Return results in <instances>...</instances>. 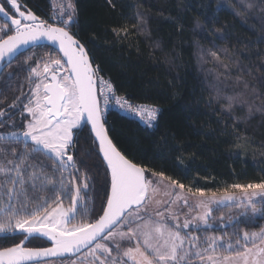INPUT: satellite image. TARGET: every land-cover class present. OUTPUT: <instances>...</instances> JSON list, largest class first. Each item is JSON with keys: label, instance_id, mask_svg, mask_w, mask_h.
<instances>
[{"label": "snow or ice", "instance_id": "snow-or-ice-1", "mask_svg": "<svg viewBox=\"0 0 264 264\" xmlns=\"http://www.w3.org/2000/svg\"><path fill=\"white\" fill-rule=\"evenodd\" d=\"M23 7L20 0L0 2V14L6 17L0 24V62L11 67V59L23 56L29 84L28 93L21 91L7 105L19 108L23 121H11L10 116L3 120L8 112L0 108V128L11 122L12 128L21 129L0 133V233L23 236L18 243L0 246V264H57V260L59 264H264V225L255 230L237 227L240 217L246 216L249 224L264 219V177L216 190L191 186L185 190L183 183L162 171L129 159L109 134L100 97L104 105L114 100L147 128L157 125L163 110L115 95L111 82L100 76L84 45L69 31L76 16L74 0L59 5V25ZM41 40L56 45L60 55L36 58L34 49ZM208 55L220 62L222 75L229 79L219 51ZM14 75L9 72L6 79ZM212 99L220 103L217 114L231 119L233 128L242 119L233 115L237 109H246L248 118L254 112L264 113V94L243 75L236 76L231 93L217 88ZM82 122L91 126L88 147L75 139ZM92 148L106 165L108 187L98 207L89 203L92 178L81 172L75 159L78 150L91 156ZM161 186L168 189L165 195L170 199L157 198ZM181 207L195 214H186L181 222L177 211ZM221 207L239 210L228 215L227 224L223 214L217 218L222 228L233 227L231 233L201 238L194 231L184 232L193 226L195 231L212 228L210 220ZM41 238L51 246H26Z\"/></svg>", "mask_w": 264, "mask_h": 264}, {"label": "trees", "instance_id": "trees-1", "mask_svg": "<svg viewBox=\"0 0 264 264\" xmlns=\"http://www.w3.org/2000/svg\"><path fill=\"white\" fill-rule=\"evenodd\" d=\"M20 3L54 24L50 0H20ZM74 3L75 22L69 31L86 46L94 67H99L100 74L112 82L120 95L140 104H156L163 110L153 128L115 112L107 115L109 134L129 159L162 171L183 183L185 190L189 186L216 190L264 177V113L254 112L248 118L246 109H237L233 115L242 119L233 128L231 119L217 114L220 103L212 99L217 88L231 93L237 75H243L264 94L261 86L264 0H74ZM247 4L253 7L248 8ZM0 22L5 23L2 19ZM210 51H219L222 62L228 65L229 79L222 75L225 69L220 62L208 55ZM34 52L36 58L47 52L59 55L45 45L35 47ZM23 59V56L15 58L0 77V100L4 101L0 108L8 112L2 118L5 121L10 116L11 121L17 122L20 109H8L7 105L21 91L29 92L28 65L23 64ZM9 72L15 75L6 79ZM21 99L27 102L24 97ZM13 129L9 122L0 128V133ZM89 136V127L82 125L75 139L88 147ZM91 150V156L78 150L75 159L81 172H88L92 178L89 203L95 202L98 207L108 187L104 183L106 165L95 155V148ZM45 163L51 165L52 161ZM238 212L235 208L230 211L221 207L215 215L218 218ZM240 220L237 227L241 229L255 230L264 225V219L251 224L246 216ZM204 231L206 235H222L231 233L233 227L219 225ZM20 239L23 236L1 238L0 246H11ZM27 246H48V243L39 239Z\"/></svg>", "mask_w": 264, "mask_h": 264}, {"label": "rangeland", "instance_id": "rangeland-1", "mask_svg": "<svg viewBox=\"0 0 264 264\" xmlns=\"http://www.w3.org/2000/svg\"><path fill=\"white\" fill-rule=\"evenodd\" d=\"M51 1V3H52V6H53V23L54 24H57V25H59L60 24V19H61V17L59 16V5H61V4H66L67 3V0H50ZM64 18H66V17H64ZM74 20H75V18H74ZM0 24H1V22H0ZM73 25V24H72ZM71 25V26H72ZM70 26V27H71ZM46 54H51V55H53V56H55V55H57V54H55V53H53V52H47ZM43 57H45V56H43ZM19 116L17 117V122H21V121H23V119H24V117H22L21 116V114H20V111H19V114H18ZM26 115V114H25ZM84 124V122H82V124H81V126ZM81 128V127H80ZM13 130H15V131H20L21 129L20 128H14ZM76 132L78 131V130H75ZM165 183H167V182H165ZM168 191V189L167 188H165V187H163V186H161V191H160V193H159V195H158V199H161V200H164V201H166V200H168V199H170V197H168V196H166L165 195V192H167ZM190 203H191V201H190ZM215 207V206H214ZM177 211H178V213H179V218H180V221L181 222H183V220L185 219V215L186 214H189V215H194L195 213L194 212H192V213H190V211H189V208H187V207H181V208H178L177 209ZM215 212L216 211H214V213H213V219L212 220H210V223L212 224V228H214V227H217V226H219V225H221V222L217 219V217H216V215H215ZM228 216V215H227ZM227 216H224L225 217V221H224V223L225 224H227L228 223V221H227ZM212 228H208V229H212ZM205 229H204V227L203 226H201V229L200 230H198V231H195V226H193L192 228H190V229H185L184 230V232L185 233H188V232H193L194 231V234L195 235H197V233L196 232H199L198 234V236H200L201 238H202V236H206V232L204 231ZM81 255H83V254H81ZM76 257H73V258H71V259H75ZM57 264H59V261L57 260Z\"/></svg>", "mask_w": 264, "mask_h": 264}, {"label": "built area", "instance_id": "built-area-1", "mask_svg": "<svg viewBox=\"0 0 264 264\" xmlns=\"http://www.w3.org/2000/svg\"><path fill=\"white\" fill-rule=\"evenodd\" d=\"M100 74V73H99ZM100 76H102L104 78V80H107L109 82H111L108 78H106L105 76H103L102 74H100ZM112 84V82H111ZM113 85V84H112ZM103 85H100L99 82H98V89L99 88H102ZM113 88H114V91H115V95L117 96H123V95H120L116 88L114 87L113 85ZM109 95L111 96V93H109ZM126 97V96H124ZM127 98V97H126ZM101 99V107L103 109V114H104V118L106 119L107 115L110 113V112H115V113H118L119 115H122V116H125V117H128L130 119H133L137 122H139L140 124L144 125L136 116H134L133 114H131L130 112H127L125 110H122L118 105L115 104L114 100H110V102L107 104V105H104L103 103V97H100ZM129 102L136 105V104H140V103H137V102H134L132 100L129 99ZM145 126V125H144Z\"/></svg>", "mask_w": 264, "mask_h": 264}, {"label": "water", "instance_id": "water-1", "mask_svg": "<svg viewBox=\"0 0 264 264\" xmlns=\"http://www.w3.org/2000/svg\"><path fill=\"white\" fill-rule=\"evenodd\" d=\"M2 0H0V2H1ZM27 8V7H26ZM28 9V8H27ZM22 10H24V7H23V5H22ZM30 10V9H29ZM7 11V10H6ZM34 13V12H33ZM0 19H2L4 22H6V17H4V15L3 14H0ZM76 38V37H75ZM77 39V38H76ZM77 40H79V39H77ZM80 41V40H79ZM80 43L81 44H83L81 41H80ZM42 45H45V46H49V47H51V48H53L59 55H60V53L56 50L57 49V46L56 45H53V44H51V42H49V41H47V40H41V41H39L38 43H37V46H42ZM84 45V44H83ZM36 46V47H37ZM84 47H85V49H86V51L88 52V50H87V48H86V46L84 45ZM88 54H89V52H88ZM18 57V56H17ZM16 57V58H17ZM89 58H90V60L92 61V59H91V57H90V54H89ZM15 59V58H14ZM14 59H11V62L14 60ZM6 63L7 62H0V77H1V75H2V73H3V71L5 70V68L7 67L6 66ZM93 63V62H92ZM93 66H94V64H93ZM83 125H87L88 127H89V129H90V124H86L85 122H84V124ZM14 236H22L21 234H19V233H11V232H9V233H0V239L1 238H5V237H14ZM42 240H44V241H46L47 242V240H46V238H41ZM29 242H26V246H27V244H28ZM48 243V246H51L50 245V243L49 242H47ZM81 254H83V252L82 253H80V254H77V255H81ZM73 257H75V256H73ZM73 257H71V258H73Z\"/></svg>", "mask_w": 264, "mask_h": 264}, {"label": "flooded vegetation", "instance_id": "flooded-vegetation-1", "mask_svg": "<svg viewBox=\"0 0 264 264\" xmlns=\"http://www.w3.org/2000/svg\"><path fill=\"white\" fill-rule=\"evenodd\" d=\"M1 2H4V0H2ZM5 8L7 11H9V13L11 14L12 10L10 9V7L7 5V3L5 2Z\"/></svg>", "mask_w": 264, "mask_h": 264}]
</instances>
